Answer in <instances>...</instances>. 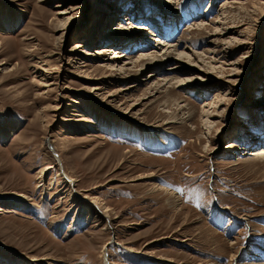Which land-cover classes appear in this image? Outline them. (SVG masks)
I'll use <instances>...</instances> for the list:
<instances>
[{
  "label": "rangeland",
  "instance_id": "rangeland-1",
  "mask_svg": "<svg viewBox=\"0 0 264 264\" xmlns=\"http://www.w3.org/2000/svg\"><path fill=\"white\" fill-rule=\"evenodd\" d=\"M255 150L264 0H0V264L264 263Z\"/></svg>",
  "mask_w": 264,
  "mask_h": 264
},
{
  "label": "bare ground",
  "instance_id": "bare-ground-1",
  "mask_svg": "<svg viewBox=\"0 0 264 264\" xmlns=\"http://www.w3.org/2000/svg\"><path fill=\"white\" fill-rule=\"evenodd\" d=\"M161 1V0H160ZM167 2L168 1H170L171 2V0H166ZM158 2V1H157ZM156 2V3H157ZM105 5H107V9L108 10H110L111 11V15H112V13H114L115 15L118 13V11H116V8L114 7L115 5H113L112 3H108V4H105ZM113 10H114V12H113ZM101 13L102 12H105V11H107L106 9H102L101 8ZM110 19H112L111 17H110ZM203 25L204 24H199L198 26L199 27H197V28H202L203 27ZM106 34V33H105ZM161 34V33H160ZM104 37V34H103V36H101V38H103ZM105 37H107V36H105ZM158 40V37H155V39H153V41H157ZM162 42V41H161ZM118 43V42H117ZM157 47H155L156 49H149L150 47H148V49L146 50V51H144V53H141L138 57H137V59L135 58V60H133V61H131V63H133V65L134 66H137V65H140L141 67H150V68H152L153 70H157L161 65H162V63H166L167 64V62L168 61H170L171 59H173L174 60V55H177L178 57H180V58H182V57H190V53L191 52H189V53H184L185 51H181V52H178L177 51V44H175V43H173V44H170V43H168V42H162V43H158L157 45H156ZM158 48V49H157ZM111 49V48H110ZM114 52H115V55H113L110 59H112V58H119V57H123L124 55L122 54V53H120L119 51H117V49H114L113 50ZM161 52V53H160ZM177 53V54H176ZM194 53H192V55H193ZM200 57V56H199ZM202 57V56H201ZM200 57V58H201ZM180 58H178V59H180ZM191 58V57H190ZM181 61V60H180ZM142 62V63H141ZM201 62V61H200ZM203 62H204V60H203ZM160 63H161V65H160ZM204 64V63H203ZM202 66V65H201ZM109 67H111V69H114L113 68V65L112 64H110V66ZM177 67H179V68H181L182 66L179 64V63H175V65H172V66H169L167 69H168V71L169 72H174V70L173 69H176ZM200 67V66H199ZM197 71H199V75L200 76H202V77H200V80H201V78H207L206 77V72H204V70L203 69H201V67L200 68H197ZM207 71V70H206ZM153 73H150V76H153L152 75ZM205 75V76H204ZM208 75V74H207ZM85 77H87V76H85ZM167 79V83H171L172 84V86L171 87H173V85H174V87L176 86V87H178V86H184V88L185 89H190L192 86H195V85H193V84H190V82L192 81L191 79H189L188 77H187V79L185 78V79H179V78H176V77H167L166 78ZM202 81H204V80H202ZM206 81V80H205ZM95 89H97V88H93V90H95ZM123 113V112H122ZM167 123H169V121L167 122ZM258 139V138H257ZM252 155H257L258 157L259 156H264V150H255V151H251L250 152ZM47 170V169H46ZM45 169H41V170H39V177L38 178H40V177H42V176H44L45 175V171H46ZM152 175V174H151ZM150 175V176H151ZM147 177V176H146ZM149 177V176H148ZM72 181V180H71ZM17 196H19V197H16L17 199H19V198H21L22 200H23V197L22 196H20V195H17ZM83 198V200L85 199L84 197H82ZM94 201H92L91 203H93ZM96 202V201H95ZM93 204H95V203H93ZM97 206H98V204H97ZM98 212H100L102 215H104V217L105 218H107V215L104 213L105 211L104 210H100V208H98ZM99 213V214H100ZM34 260H35V258H33ZM261 264H264V263H261Z\"/></svg>",
  "mask_w": 264,
  "mask_h": 264
}]
</instances>
